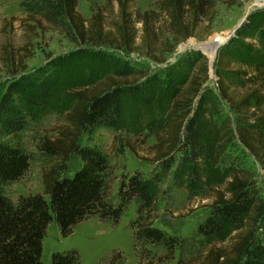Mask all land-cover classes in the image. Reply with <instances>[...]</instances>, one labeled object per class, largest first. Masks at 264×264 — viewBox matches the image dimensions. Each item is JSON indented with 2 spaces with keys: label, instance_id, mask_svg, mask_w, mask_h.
I'll return each instance as SVG.
<instances>
[{
  "label": "trees",
  "instance_id": "16d2710c",
  "mask_svg": "<svg viewBox=\"0 0 264 264\" xmlns=\"http://www.w3.org/2000/svg\"><path fill=\"white\" fill-rule=\"evenodd\" d=\"M113 1L118 12L109 25L108 14L102 8L89 18L83 16L79 0H21V4L27 13V27L33 31L58 30L71 42L82 45L80 51L108 65L118 63L108 48L127 54L139 50L155 62L166 63L181 42L198 36L201 25L212 27L219 3L232 6L243 0H156L145 10L135 6L136 0ZM258 11H252L220 51L215 63L216 95L205 86L210 78L209 57L198 49L154 74L127 68L124 79L108 73L107 67L98 68L99 63L97 76L94 74L88 84L75 86L76 100L63 122L53 127L55 134L42 140L40 150L54 158L43 169L44 193L21 195L17 200L7 194L6 188L28 170L32 159L19 141V134L31 119L49 111L54 96L72 82L63 77L66 56L13 79L0 95V264H45L43 238L52 220L68 236L75 225L93 214L118 222L133 203L136 217L131 227L134 246L140 252L139 264L170 259L177 248L183 251L189 242L193 256L185 264H264V198L258 186L259 171L246 164L250 154L264 171V52L247 69L232 68L227 54L228 50L229 54L233 52L234 43H244L255 33L264 38V14L256 18L264 9ZM20 70L25 71L26 66L14 74ZM234 76L239 78L238 84ZM221 99L229 104L231 114L219 108ZM209 101H214L211 108L207 107ZM165 102L171 107L161 121L165 132L157 135L152 146L158 151L153 161L161 163V170L151 177L141 169L135 170L122 179L113 197L108 183L110 157L91 139L105 127L133 128L145 117L156 119L155 113L165 110ZM209 115L216 117L213 120ZM234 147L243 159L229 154ZM73 153L81 157L82 165L69 176L65 172ZM210 153L220 156L219 164L223 162L225 171L222 176L226 175L227 181L222 188H213L212 211L195 234L182 237L154 225L156 188L164 177L172 172L176 183L187 181L198 187L202 160L210 162V167L216 160ZM233 229L237 231L229 244L218 246L214 240L226 238ZM209 240L207 249L195 250L197 243ZM151 247H163L166 253L156 258ZM121 252L115 249L98 264H118ZM80 260L77 249L55 251L51 264H80Z\"/></svg>",
  "mask_w": 264,
  "mask_h": 264
},
{
  "label": "rangeland",
  "instance_id": "374dc122",
  "mask_svg": "<svg viewBox=\"0 0 264 264\" xmlns=\"http://www.w3.org/2000/svg\"><path fill=\"white\" fill-rule=\"evenodd\" d=\"M155 1L136 0L135 6L145 10L153 7ZM100 8L106 11V14H108L106 21L108 25L111 24V17L115 18L118 12L116 1L79 0L78 9L87 18L91 17ZM249 9H252V11L264 9V0H243L232 6H227L222 2L219 3L218 15L212 27L201 25L197 32L198 36L190 37L188 40L181 42L176 47L175 52L169 56L166 63L155 62L141 54L139 50L127 54L121 50L108 48V52L114 55L118 63L109 62L107 65V63H104L105 61L95 60L91 54L80 51L83 48L82 45L71 42L58 30L47 29L44 31L38 29L33 31L27 27L28 22L24 20L27 13L21 4V0H0V95L8 84L19 75L36 71L60 56L67 57V60L64 61L67 65L63 70L64 81L69 80L72 82L68 88L65 87L63 91L54 96L55 103L49 111L44 115H38L31 119L28 127L20 132L19 141L30 152L31 164L18 180L7 186V194L13 200H17L21 195L44 193L43 169L51 164L54 158L46 157L42 153L40 150L42 140L45 136L55 134L53 127L63 122L64 116L76 100L77 87L75 86H80L83 83L88 84L94 74L97 76L98 69L95 70V68L99 63L101 64L98 68L100 66L101 68L107 67L108 73L121 79H124L125 75L128 74L126 72L127 68L148 70L150 74H154L160 68L175 62L184 54H190L195 50L194 47L203 44L202 47H204L203 49L211 61L209 64L210 78L205 86L210 88L215 95L218 94V75L215 63L223 47L217 50L218 45L233 33ZM262 14L264 13H257L256 18H261ZM137 26L140 25L137 24ZM210 29H212V32L208 34ZM139 42L140 38H137V43ZM212 42L215 44H212ZM231 49H233V52L231 51L229 54L228 50L227 54L231 56L232 68L247 69L264 52V38L255 33L253 37L248 38L244 43H234ZM23 66H26L25 71L20 70L19 73L14 74L16 69H23ZM132 75L129 77H135ZM230 77L232 78V75ZM233 80L235 83L239 82V78L236 76ZM213 102L209 101L207 107L211 108ZM164 104L165 110L163 113L156 112V119L145 117L138 126L133 128L131 126L122 129L105 127L99 129L91 139L92 144L99 145L110 157L111 173L108 177V183L113 197L122 179H126L135 170H143L147 177H151L161 170V163L153 161L158 151L152 146L157 141V135L165 132L161 121L169 113L171 107L166 102ZM217 104L219 103L217 102ZM218 106L223 108L225 113H232L229 104L224 99H221V104ZM210 117L213 118L212 115ZM155 123L157 124L155 125ZM209 125L212 131L214 121L210 122ZM86 142L87 136L84 135L83 143ZM210 154H215L216 160H214V164L212 163V167H210V162L206 163L204 159L202 160L200 169L203 172L198 187L190 186L187 181L176 183L172 172L164 177L162 183L156 188L157 211L154 213V225L182 237L190 238L195 234L198 225L212 211L215 192L213 188H222L227 181L226 175L222 176L225 171L222 167L223 162L219 164V160L221 162L220 156H216V153ZM229 154H236L237 159H243V155L235 147ZM176 155L179 158L181 154L179 152ZM246 160L247 166H250L249 168L259 171L258 186L262 188L260 195L264 198V171L262 165L250 154ZM81 165V157L76 153L71 154L65 174L74 175ZM215 176L219 178L214 179ZM135 217V203L125 210L116 223L101 218L99 214H93L75 225L73 232L68 236L63 235L60 226L54 219L49 223L46 235L43 238L42 260L45 264H51L53 252L77 249L81 255L80 264H98L101 259L107 258L116 249L122 251L118 264H139L141 260L140 252L134 246V235L131 227V221ZM241 226L243 227V224L239 227ZM236 231V229H233L226 235V238L215 239L214 241L218 246H227L230 237ZM258 231L261 232L262 228ZM210 243L211 240L207 243H197V249L195 250H201L205 246L207 249ZM190 244L192 242L186 244L183 251L177 248L170 259L156 264H185L193 256V253H189ZM151 250L156 252V258L166 253L163 247H151Z\"/></svg>",
  "mask_w": 264,
  "mask_h": 264
},
{
  "label": "water",
  "instance_id": "95a60500",
  "mask_svg": "<svg viewBox=\"0 0 264 264\" xmlns=\"http://www.w3.org/2000/svg\"><path fill=\"white\" fill-rule=\"evenodd\" d=\"M251 13H252V9H249V11L247 12V14H246V16L244 17V19H243V20L237 25V27L234 29L233 33H232L230 36L226 37L225 40L222 41V42L218 45L217 50H219V48H221L222 46H224L226 43L229 42V40H230L233 36H235L237 30H238V29L244 24V22L247 20L248 16H249ZM202 46H204V45L201 44V45H198V46H196V47H194V48H195V49H198V50H201L202 52H204L205 54H207V53L205 52V50L203 49L204 47H202ZM205 46H206V45H205ZM210 62H211V61H210Z\"/></svg>",
  "mask_w": 264,
  "mask_h": 264
},
{
  "label": "bare ground",
  "instance_id": "6f19581e",
  "mask_svg": "<svg viewBox=\"0 0 264 264\" xmlns=\"http://www.w3.org/2000/svg\"><path fill=\"white\" fill-rule=\"evenodd\" d=\"M212 44H215L214 42H212Z\"/></svg>",
  "mask_w": 264,
  "mask_h": 264
}]
</instances>
